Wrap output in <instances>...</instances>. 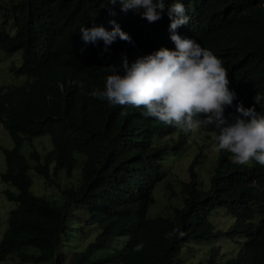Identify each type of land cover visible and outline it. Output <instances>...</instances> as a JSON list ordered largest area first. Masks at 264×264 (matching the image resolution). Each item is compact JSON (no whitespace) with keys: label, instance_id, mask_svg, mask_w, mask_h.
I'll return each mask as SVG.
<instances>
[{"label":"trees","instance_id":"trees-1","mask_svg":"<svg viewBox=\"0 0 264 264\" xmlns=\"http://www.w3.org/2000/svg\"><path fill=\"white\" fill-rule=\"evenodd\" d=\"M165 2L161 22L169 26L167 7L175 0ZM180 2L189 22L177 30L212 50L228 70L236 100L224 115L231 119L259 80L264 95V0ZM0 10V50L21 51L20 65L9 71L26 77L19 85L0 87V123L13 142L11 149H2L0 179L16 189L2 190L14 207L0 226V262L13 255L16 264H186L179 255L195 243L189 240L214 238L235 240L238 246L229 255L208 246L202 257L187 264H264V166L255 162L239 166L230 153L216 150L204 191L194 172L201 160L196 153L186 167L189 179L180 182L179 192L170 191L174 203H169L168 217L146 216L152 190L165 176L162 158L168 151L182 152L190 132L149 117L142 108L109 106L88 95L103 90L112 74L108 67L118 66V51L132 47L117 38L103 52L102 40L93 45L81 38V27L90 28L93 22L109 31L114 5L108 0H10ZM8 21L13 35L4 29ZM125 22L137 44L161 36L156 22L144 23L133 15ZM41 136L49 137L51 150H31L28 158L47 184L49 164L53 173L62 169L69 176L75 154L83 156L78 183L60 188L59 203L57 196L32 193L29 165L19 153L24 142ZM179 197L181 205H176ZM219 207L232 219L223 230L214 229L209 219ZM76 208L84 209V224L95 225L96 233L62 261L56 251L74 229ZM117 238L124 242L110 245ZM138 244H143L141 251L134 250Z\"/></svg>","mask_w":264,"mask_h":264},{"label":"clouds","instance_id":"clouds-1","mask_svg":"<svg viewBox=\"0 0 264 264\" xmlns=\"http://www.w3.org/2000/svg\"><path fill=\"white\" fill-rule=\"evenodd\" d=\"M108 1L117 9L115 14L110 13L114 15L110 30L93 22L92 27L79 30L82 40L93 45L102 40L103 52H109L117 38L133 48L118 51V66L108 67L112 74L106 77L103 90L96 88L88 95L109 106L142 108L145 115L184 132L210 130L212 147L230 153L233 163L264 166L262 81H257L255 91L236 105L239 115L225 117V108L236 100V93L229 90L228 70L212 50L184 38L177 30L189 22L180 0L167 7L169 26L161 22L165 0ZM127 15L144 23L156 22L161 36L153 42L135 43L125 22ZM142 248L143 244H138L134 250Z\"/></svg>","mask_w":264,"mask_h":264},{"label":"rangeland","instance_id":"rangeland-1","mask_svg":"<svg viewBox=\"0 0 264 264\" xmlns=\"http://www.w3.org/2000/svg\"><path fill=\"white\" fill-rule=\"evenodd\" d=\"M10 0H0V4H7ZM2 10H0L1 12ZM1 18V13H0ZM10 35L14 33L13 23L7 22L4 28ZM21 63V51H15L12 53H5L0 50V87L7 88L21 84L25 81L26 77L20 74H13L9 71L11 66L17 67ZM211 131H192L190 132V140L186 144V147L179 154L172 153L170 151L166 152L162 158V168L165 171V176L155 184L152 193L149 197V204L146 211V216L148 218H153L156 216L168 217L170 211V201L174 203L173 197L170 196L171 190L180 191V182L189 179V174L186 167L189 161L196 153H200V161L194 166V172L198 174L197 181L201 190H208L210 176L214 172L215 162H216V149L212 147L213 140ZM175 138V134L172 135ZM209 142V144H206ZM13 147V142L8 135L4 125L0 123V172L4 171V159L2 149H11ZM31 150H36L40 153L47 152L51 150V142L48 136L35 137L30 142H24L19 148V153L25 158L29 167L26 170V174L30 178V190L35 195H41L49 197L50 194L55 197L57 196V203L60 201V188L64 186L73 185L75 186L79 181V172L81 169V160L83 156L75 154L76 162L71 170L69 176L65 174V171L58 169L53 173V163L49 164V177L50 184L43 181L33 169V162L28 158V152ZM8 188L12 192H16V189L10 184L4 183L0 179V226L2 225V220L5 224V219L7 217L8 211L14 207V202L9 201L5 198L2 190ZM200 188V187H199ZM176 205H181V198L179 197L178 202L175 201ZM71 219L74 223L71 235L68 237L67 241L60 240L58 244V249L56 251L62 261H67L71 252L80 251L86 245V243L93 240L96 233L95 225L84 224L85 211L83 208H76L72 212ZM209 219L212 222L214 229L223 230L227 227L232 219L222 208H216L213 212L209 214ZM5 227V226H4ZM4 229V228H3ZM0 231V235L3 231ZM242 240L240 239V242ZM124 242V238H117L110 242V245L118 244ZM189 242H195L191 244L190 248L185 247L179 255V259L184 263L195 261L197 257L203 256L202 253L208 246H218L219 252L225 254L233 253L235 246L238 244L234 240L230 242L220 239H208V240H189ZM25 252H31L30 248H25ZM191 257V258H190ZM17 258L13 255L9 256L8 259L0 264H16ZM29 264V263H24ZM42 264H49V262H43Z\"/></svg>","mask_w":264,"mask_h":264}]
</instances>
